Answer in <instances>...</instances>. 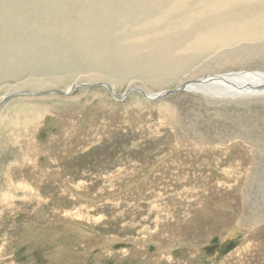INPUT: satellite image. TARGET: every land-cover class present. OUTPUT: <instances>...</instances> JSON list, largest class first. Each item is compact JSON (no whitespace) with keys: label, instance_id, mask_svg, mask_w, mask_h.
<instances>
[{"label":"rangeland","instance_id":"374dc122","mask_svg":"<svg viewBox=\"0 0 264 264\" xmlns=\"http://www.w3.org/2000/svg\"><path fill=\"white\" fill-rule=\"evenodd\" d=\"M7 1L8 6L0 7L17 15L10 20L19 29L26 1ZM28 19L37 30L32 17ZM62 29L55 44L74 48L70 28ZM250 67L262 70L264 65ZM90 74L73 72L66 76L69 82L54 84L64 93L76 78L85 77L79 80L91 86L77 87L70 96L47 87L24 88L43 93L32 97L43 99L26 110L45 114L37 112L36 119L43 117L29 133L40 150L32 147L35 160L25 152L17 159L9 141L17 130L12 122L24 119L15 116L25 96L12 94L0 105V191L11 186L9 202H0V264H264L256 259L264 254L259 246L264 234L258 232L264 225L251 229L256 224L253 209H258L251 205L258 199V207H264V146L251 149L249 164V159L240 161L243 170L235 163L229 167L228 159L240 154L223 150L242 144L231 115L257 112L264 118V97L207 102L204 95L181 89L179 79L184 77L179 76L171 84H150V92H171L148 101L130 91L135 78L117 81L114 96L106 86L96 85L109 82L106 74ZM15 82L0 83V97ZM45 105L56 106L57 113H49ZM242 121L246 125L247 119ZM217 167L227 168L230 176L216 177ZM237 171L253 173L252 181L242 185L229 180ZM8 172L13 183L5 177ZM219 177L225 179L219 183ZM25 183L32 193L19 190ZM244 194L249 203L241 200Z\"/></svg>","mask_w":264,"mask_h":264},{"label":"bare ground","instance_id":"6f19581e","mask_svg":"<svg viewBox=\"0 0 264 264\" xmlns=\"http://www.w3.org/2000/svg\"><path fill=\"white\" fill-rule=\"evenodd\" d=\"M25 1V7H22L23 17L18 20L19 29L10 20V16L17 18V15H8L0 7V83L18 82L7 85L6 94L0 97V105L12 94L25 96L20 100L22 107L20 110L17 109L15 116L24 119L22 122L19 120L12 122V128L17 130L9 140L13 143L12 147L17 153V159L22 152H25L27 158L34 159L32 152L35 149L37 152L40 151L37 146L34 148L29 133L38 126L40 119L45 115L41 109H38L39 103L35 107L37 111L30 110L26 114L29 103L43 99L41 97L31 100L32 97H40L43 93L24 88L47 87L51 91L58 90V92L53 91L54 94L70 96L77 87L91 86L89 82H81L85 77H75L77 82L67 86L64 93L58 88H53L56 84L69 82L66 76L73 72H92L89 77L103 72V75L109 77L106 79L109 82H99L96 85L106 86L114 96H117L115 90L117 81H131L135 78L136 80L130 82V91L141 94L148 101L163 97L162 93L167 94L171 90L150 92V84L153 86L171 84L179 76L184 77L183 81L182 78L178 80L179 83L182 82L179 86L181 89L204 95L207 102L245 101L254 96L264 97V68L253 70L250 67L264 65V0ZM0 3L5 7L8 6L7 0H0ZM29 17H32L38 27L37 30L29 27L31 22ZM27 19L29 22L26 21ZM5 26L7 29L3 31ZM63 26L65 29L70 28L67 31L70 30L68 34L72 35L70 42L73 43L74 48L55 44L56 36L64 29ZM56 30L58 32L54 33ZM27 34L29 38L25 40ZM32 34L36 36L37 41L31 36ZM39 49H41L39 53H31ZM62 49L68 51L74 49L76 52L61 53ZM12 50H16V53H11ZM29 66L38 67V71L29 70ZM28 72L30 76L25 78ZM37 73L39 75H36ZM20 77L24 79L20 80ZM40 93L42 94L39 96ZM47 93L49 94L47 97H51L52 93ZM54 107L56 106H47L44 109H49V113L55 114L57 110ZM52 108L53 110H50ZM38 111L43 116L36 119L40 115L37 114ZM231 118L235 126L240 128L235 127L239 134L236 137L242 139V144L231 145L230 147L233 148H223L225 154H240L239 159H228L229 167H234V163L236 166H241L243 162L240 161L245 163L248 159L249 162L246 163L249 164L252 157L251 149L264 146V123L257 121L258 118L264 121V118L257 112L241 111L231 115ZM3 119V115H0V121ZM242 119H247L246 125L242 124ZM221 142L223 141L220 140L219 143ZM32 147L34 150H31ZM41 152L44 153L42 149ZM49 155L51 158V151ZM210 161L214 164L213 160ZM244 167L242 165L241 169L243 170ZM226 169L217 167L214 170L216 177L230 176H227ZM10 173L8 172L5 177L9 179L8 183H13V179L9 178ZM244 173L237 171L229 180L242 185L243 182L252 181L253 173L249 175ZM224 179L219 177V183ZM229 180L223 183H229ZM261 181L263 185L264 181ZM16 185L17 183L14 184L15 188ZM10 189L11 186H8L0 191V202L3 204L8 201ZM19 190L32 193L27 183L22 184ZM241 200L249 203L250 199L248 200V195L244 194ZM255 204H257L255 208H258L253 209L256 213L254 219L256 224L251 225L253 226L251 229L256 231L257 227L264 225V207L261 205L258 207V199H255L251 207L254 208ZM241 205L242 203L240 208ZM258 232L264 234V227H259ZM247 245L250 249V245ZM259 246L264 249V241L260 242ZM256 259L257 262L263 263L264 254L260 257L257 255Z\"/></svg>","mask_w":264,"mask_h":264}]
</instances>
